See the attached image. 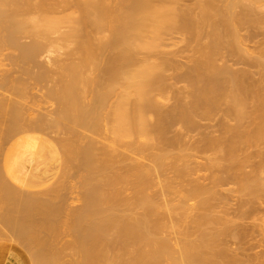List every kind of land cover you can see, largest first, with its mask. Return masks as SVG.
<instances>
[{"label": "bare ground", "instance_id": "1", "mask_svg": "<svg viewBox=\"0 0 264 264\" xmlns=\"http://www.w3.org/2000/svg\"><path fill=\"white\" fill-rule=\"evenodd\" d=\"M251 142L264 149V0H0V264H264ZM45 154L44 189L19 173Z\"/></svg>", "mask_w": 264, "mask_h": 264}, {"label": "rangeland", "instance_id": "2", "mask_svg": "<svg viewBox=\"0 0 264 264\" xmlns=\"http://www.w3.org/2000/svg\"><path fill=\"white\" fill-rule=\"evenodd\" d=\"M190 2L192 3V1H187L188 4H189ZM178 34H179V32L177 33V35H178ZM173 35H174V34H173ZM173 35H170L171 37L168 36V37H170V38H169V41H170L171 38L173 39V37H174V38H175V43H174V44L176 45L177 40H178L179 38H182L183 36H181V34H179V38H178V36L176 35V33H175V36H176V37L173 36ZM172 36H173V37H172ZM168 37H167L166 43H167V41H168ZM184 37H187V35L184 36ZM177 38H178V39H177ZM179 40H180V39H179ZM179 40H178V43L180 42ZM169 41H168V42H169ZM173 42H174V40H171V43H170V44L172 45ZM166 43H165V46L163 47L164 49H163V48H161V49H163L164 51L167 49L166 52H168V50L171 49L169 52H171V54H172V52H173L172 49H174V47H175V49H176L177 46L170 47V45H169L168 43H167V45H166ZM178 43H177V45H179ZM174 44H173V45H174ZM180 44H181V42H180ZM182 45H185V43H184V44L182 43ZM182 45H180V47H181ZM168 46H169V47H168ZM166 47H167V48H166ZM178 47H179V46H178ZM158 51L161 52V50H158ZM155 52H157V51H155ZM166 52H163V53H165V55H166ZM169 52H168V55H169ZM174 52H175V51H174ZM157 53H158V52H157ZM157 53H156V54H157ZM171 54H170L169 56H171ZM154 56H155V55H154ZM156 56H157V57H158V56L160 57L161 55L158 53V55H156ZM156 56H155V57H156ZM163 56H164V55H163ZM172 56H173V55H172ZM171 58H172V57H171ZM153 59H154V61H157V60H156L157 58H156V59H155L154 57L151 58V60H153ZM184 59H185V58H184ZM187 60H188V59H187ZM187 60H185V61H187ZM183 61H184V60H182V62H183ZM185 61H184V62H185ZM184 62H183V63H184ZM187 62H188V61H187ZM187 62H185V63L189 65V62H190V61H189L188 63H187ZM185 63H184V64H185ZM190 64L192 65V63H190ZM188 65H187V67H188ZM184 66H185V67H184ZM184 66L182 67V66L180 65V70H183V69L187 70V69H186V68H187L186 65H184ZM181 68H182V69H181ZM178 70H179V69H178ZM180 70H179V72H180ZM169 71L174 72V71H176V70H175V69L173 70V69L170 68L167 72H169ZM167 72H166V74H168ZM179 72H178V73H179ZM185 72H186V75H187L188 70L185 71ZM176 73H177V72H175V73H171V72H170L168 75H169V76H174V75H172V74H176ZM178 73H177L176 75H179ZM181 73H182V75H181ZM180 75H181L182 79H184V77L186 76L184 72H180ZM183 75H184V76H183ZM188 75H190L189 72H188ZM178 77H179V76H178ZM186 78H188V76L185 77V80H181V81L178 80V81H180V82H178L177 80H175V81H176V82H175L176 85H178L177 87H176V85H172V83H174V81L171 80L172 83H170L169 86L171 85V86H175V87H176V89H175V87H173V88L177 91V92L175 91V94H176V93L178 94V91H179V90L181 91V89H179L178 87L182 88V91H183L182 93H184V90L188 88V87H187V84H188V83H186L188 79H186ZM185 81H186V82H185ZM168 82H170V81H168ZM177 82H178V84H177ZM185 86H186V88L184 89L183 87H185ZM170 88H171V87H169V91H168V93H171L170 91H172V90L174 91L173 88H171L172 90H170ZM180 91H179V93H180ZM173 93H174V92L171 93V94H172V95H171L172 97H173ZM175 94H174V95H175ZM177 94H176V95H177ZM180 94H181V93H180ZM180 94L177 95V96H179V97H176V95H175V97H176V98H175V99H176L175 104L177 103V100H178L179 98H181V99L184 98V97H181ZM181 95H182V94H181ZM168 96H170V95H168ZM183 96H184V95H183ZM169 99H170V98H168L167 100H169ZM173 99H174V97H173ZM181 99H180V100H181ZM170 101H171V100H170ZM167 102H169V101H167ZM178 102H179V100H178ZM171 103H172V101H171ZM167 104H170V103H167ZM173 104H174V101H173V103H172V106H173ZM175 104H174V105H175ZM169 106L171 107V105H169ZM221 107L223 108V110H221V109H222ZM221 107H218V108L216 109V111H217L218 109L222 111V112H221V111L218 110L219 113H220L221 115L218 113V111H217V112L214 111L215 109L212 110L213 112H212V111L209 112V111H207L206 109H202V114L198 115V117H200V118H196V119H197V122H198V120L200 119V121L202 122V125H206V122H205V121H207L206 119H208V121L210 120V121H209L210 123L207 122L208 124H213L214 121L212 122L211 120H217L220 116L223 117V118H226L225 116H223L224 114H222V113H224L223 111H224L226 108L224 109L225 106H223V105H222ZM215 112H216V113H215ZM221 117H220L219 119H222ZM202 118H204V120H203ZM201 119H202V120H201ZM223 120H224V119H223ZM226 120H227V119H226ZM248 120H249V119H247L246 122H247ZM219 121H220V120H219ZM249 121L253 123V121L251 120V118H250ZM249 121H248V122H249ZM203 122H205V123L203 124ZM211 122H212V123H211ZM217 122H218V121H217ZM215 123H216V121H215ZM215 123H214V124H215ZM199 124H200V122H199ZM247 124H248V123H246V125H247ZM253 124H254V123H253ZM200 125H201V124H200ZM177 126L180 127V125H177ZM177 126H176V127H177ZM249 127H250V129L254 128L253 125H251V126H249ZM200 130L203 132L202 129L197 130L198 132L194 130L195 132H197V133H196L197 135L192 134V135L196 136V137L193 136L195 139H197V137H198V138L201 137V135H198L199 133H200V134L202 133V132H200ZM192 131H193V130H192ZM192 131H191V132H192ZM195 132H194V133H195ZM205 134H206V133H205ZM189 135H190V134H189ZM190 136H191V135H190ZM199 136H200V137H199ZM202 136H203V133H202ZM191 137H192V136H191ZM252 143H253V142H251L250 145H251L254 149H252L251 146H250V147L248 146L249 143H245L247 146H245V144H244L242 147H244V148L246 147V148H245L246 151H247V150L249 151V149H250L251 151H254L253 153H255V154L260 153V152H261V155L264 154V152H263L264 149H263L262 147H259V146H258V147H259L260 149H258V147H257V145H258L259 143L261 144L262 142H258V143L255 142V144H257V145H255V147H256L257 149L253 146L254 144L252 145ZM262 145H263V144H262ZM262 145H261V146H262ZM248 147H249V149H247ZM255 150H256V152H255ZM257 150H258V151H257ZM260 150H261V151H260ZM246 151H245V152H246ZM248 151H247V154H252V152L249 151L250 153H248ZM210 152H212V151H210ZM210 152H209V153H210ZM262 152H263V153H262ZM206 153H208V152L206 151ZM202 154H203V153H202ZM202 154H201V155H202ZM204 154H205V152H204ZM210 154H212V153H210ZM255 154H254V155H255ZM201 155H200V156H201ZM202 156H204V155H202ZM205 156H207V155L205 154ZM210 156H212V155H209V158H210ZM262 156H263V155H262ZM212 157H213V156H212ZM201 158H202V159H205V161L207 162V159H206V158H203V157H201ZM202 159H201L200 161H204V160H202ZM255 159H257V158H255ZM255 159H252V160L255 161ZM258 159H259V158H258ZM263 159H264V158H263ZM263 159H262V160H263ZM259 160H261V158H260ZM256 161H257V160H256ZM206 162H205V164H206ZM201 164H202V166H203L204 162H201ZM202 166H201V167H202ZM206 166H209V165H206ZM201 167H200V168H201ZM202 168H203V167H202ZM204 168H205V167H204ZM204 168H203V169H204ZM209 168H210V167H209ZM55 169H56V164H54V160L52 159V157H51L50 155L45 154L42 158H39V159H37L34 163H31L30 165L26 166V168L24 169V172L19 173V174H20L19 176H20V177L24 176V177L26 178L25 181H27V180L30 181V179H31V180H34V182H43V184H44V185H43V188H44V186H45V188H48V187H50V186L52 187V184H53V186L56 187L58 184H56V185H55V183H51V184H50L51 181H52V182L54 181V180H52V174L55 173ZM206 169H207V168H205V171L203 170V175H204V176H208L209 172L212 173V172H215V171H216V170L213 171V168H211V170L207 169V170H209V171L207 172ZM247 169H248V168H247ZM247 169H246V171H247ZM248 170L251 171L252 168L249 167ZM199 171H202V170H199ZM197 172H198V171H197ZM197 172H196V173H197ZM247 172H248V171H247ZM199 173H200V172H199ZM199 173H198V174H199ZM201 174H202V173H200V175H201ZM206 174H207V175H206ZM203 175H201V176H203ZM209 175H211V174H209ZM220 175H221V174H220ZM193 176H194L195 178H196V176L198 177V175H196V174L193 175ZM193 176H192V177H193ZM201 176H200V177H201ZM194 177H193V178H194ZM53 178L56 179V177H53ZM187 179H188V178H187ZM55 181H56V183H57V179H56ZM166 183H167V181H166ZM166 183H165V181H164V184H166ZM45 184H47L48 186L45 185ZM49 184H50V186H49ZM15 185L18 186V188H20V186H19L18 184H15ZM46 186H47V187H46ZM230 186L232 187V185H230ZM230 186H229V185H226V186L224 185V188L222 187L223 189L221 188V190H224V191H225L227 187H229V190H230V188H231ZM233 186H234V185H233ZM156 187H157V186H155V188H156ZM225 187H226V188H225ZM43 188H41L40 190H42ZM45 188H44V189H45ZM155 188H154V190H156V192L158 193L157 190H158V188H160V187H157L156 189H155ZM233 188H234V187H233ZM36 190H37V191H36ZM36 190H35L36 192L40 193V190H38V189H36ZM46 190H48V189H46ZM46 190H44V191L42 190V193H43V192H46ZM26 191H27V190H26ZM26 191H25V193H26ZM159 191H160V189H159ZM172 191H173V190H171L170 192H172ZM224 191H223V192H224ZM154 192H155V191H154ZM156 192H155V193H156ZM170 192H165V193H166V194H169ZM226 192H228V190H226ZM33 193H34V192H33ZM173 193H174V192H173ZM224 193H225V192H224ZM158 194H159V193H158ZM166 194H165V195H166ZM171 194H172V193H170L169 196H171ZM227 194H228V193H227ZM165 195L161 197V201H164V198H163V197H166ZM175 195H176V194L174 193L173 196L175 197ZM232 195H233V194H232ZM232 195H231V196H232ZM234 195H236V197H234V196H232V197H233L234 199L236 198L235 201H237L238 199H240V198H239L240 195H238V194H234ZM237 195H238V197H237ZM167 197H168V196H167ZM174 197H170V198H168V200L171 199V201L169 202V204L172 202V200H173L174 202H176V199H177V198H174ZM176 197H178V194L176 195ZM232 197H231V198H232ZM263 197H264V194H263ZM158 198H159V195H158ZM162 198H163V200H162ZM233 198H232L231 200H233ZM237 198H238V199H237ZM166 199H167V198H166ZM174 199H175V200H174ZM228 199H229V198H228ZM197 200H198V199H197ZM223 200H225V199H223ZM262 200H263V198H262ZM262 200H261V201H262ZM158 201L161 202L160 199H159ZM165 201H166V202H165ZM165 201H164V202L167 203V200H165ZM177 201H178L177 203H179V198H178ZM195 201H196V199H195ZM174 202H172V203H174ZM217 202L219 203L220 206H223V208L226 207L227 209H228V207L230 208V204L235 203L234 201H233V203H231L230 200L227 201V202L229 203V205H227V202H226V201H225V202H226L225 204H224V202H223L222 200H221V201H217ZM221 202L223 203V205H222ZM237 202H238V201H237ZM263 202H264V201H263ZM263 202H262L261 204H263ZM162 203H163V202H162ZM172 203H171V204H172ZM177 203L174 204V205L176 206ZM186 203L189 204V205H187ZM196 203H198V202L196 201ZM220 203H221V204H220ZM185 204H186L187 206H186ZM191 204H192L193 208H192V210H188L189 212H190V211L193 212V211H195V209H197V210L199 209V207L194 209V206H195V205H193V204H195V203H194L193 200H191V201H187V202H185V203L182 204V205H185V206L187 207V209H191ZM182 205H180L181 208H182ZM225 205H227V206H225ZM234 205H235V204H234ZM234 205H232V206L234 207ZM237 205H238V204H237ZM237 205H235L236 208H237ZM168 206H170L169 210H171V209L174 208V210H171L172 212H174V211L177 210L176 212H174L175 214H174V213L172 214V215H174L175 217H177L178 215H180L179 212L182 213V212H181V208H180V209L178 208L179 205H178V207L176 206L177 209H175V206L172 208L173 204H172V206H171V205H168ZM248 206H251V205H248ZM248 206H247V207H248ZM186 207H185V211H186ZM188 207H189V208H188ZM220 208H222V207H219V208L217 209L218 213H219V209H220ZM226 208H225V209H226ZM236 208H234V209H236ZM252 208H253V207H252ZM252 208H251V209H252ZM262 208H263V209H261V215L264 214V213L262 212V211H264V204H263V207H262ZM182 209H183L182 211L184 212V207H183ZM227 209H226V211H231V212H230L231 215L234 213V212L232 213L233 209H229V210H227ZM251 209H250V210H251ZM178 210H180V211H178ZM246 210H247V209H246ZM246 210H244V211L246 212ZM250 210L248 211V213H247V212H246V213L249 214V212L251 213V212L253 211V210H252V211H250ZM162 211L164 212V209H163ZM188 211H186V212H188ZM198 211L200 212V210H198ZM220 211H221V212H222V211L224 212V210H222V209H220ZM165 212H168V211L165 210ZM169 212H170V211H169ZM169 212H168V213H169ZM172 212H171V213H172ZM177 212H178V214H177ZM186 212H184V213H186ZM189 212L186 213L185 216L188 214V215L191 216V218H192L194 215L191 214V212H190V213H189ZM195 212H197V211H195ZM199 212H198V213H199ZM168 213L165 214V215H168ZM171 213H169V215H170ZM184 213H182L181 215L183 216ZM193 213H194V212H193ZM198 213H195V214L198 215ZM200 213H201V212H200ZM218 213H217V214H218ZM190 214H191V215H190ZM214 214H215V213H214ZM217 214H216V215H217ZM247 214H246V215H247ZM181 215H180L179 217H181ZM220 215H221V214H220ZM249 215H250V214H249ZM183 217H184V216H183ZM186 217H187V216H186ZM186 217H185V218H186ZM191 218H188V217H187V220H188V219L190 220ZM181 219L184 220V222L182 221L181 226H180L179 224H180V222H181ZM181 219H180V220L178 219L179 221H178V224H177V228H176V229H178V230H179V229H182V230H180V231H183V230H185V229L187 228V224H185V226H184V223H188L189 220H188V222H187L186 219H183V218H181ZM185 221H186V222H185ZM178 226H179L180 228H179ZM181 227H182V228H181ZM183 228H185V229H183Z\"/></svg>", "mask_w": 264, "mask_h": 264}]
</instances>
